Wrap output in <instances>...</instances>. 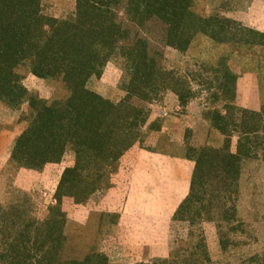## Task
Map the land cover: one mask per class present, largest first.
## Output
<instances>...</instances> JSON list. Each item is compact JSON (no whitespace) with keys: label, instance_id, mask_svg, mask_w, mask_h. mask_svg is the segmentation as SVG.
<instances>
[{"label":"trees","instance_id":"trees-1","mask_svg":"<svg viewBox=\"0 0 264 264\" xmlns=\"http://www.w3.org/2000/svg\"><path fill=\"white\" fill-rule=\"evenodd\" d=\"M197 2L75 0L71 17L56 18L44 13L42 0H0V103L10 109H19L25 101L29 106L27 126L14 139L9 164L15 170L41 171L60 163L67 152L74 155L73 164L60 174L55 204L45 219L31 216L21 202L7 206L0 202V264H112L95 246L82 259L63 258L67 238L62 202L71 198L75 204L86 203L103 189L105 179L111 183L125 173L124 159L140 140L138 129L146 124L148 106L157 96L169 90L180 105H186L195 95L189 81L162 65L164 48L187 54L194 41L205 40L251 50L242 61L253 75L239 97L247 102L253 92L255 98L256 73L264 72V31L217 12L200 13ZM236 51L217 54L215 66L201 65V71L213 73L212 78L199 74L205 91L217 89L212 100L224 102L223 112L216 108L205 117L225 135V142L221 148L204 146L194 157L190 192L172 217L188 223L185 247L192 251L186 255L180 244V260L171 255L151 264L208 260L204 222H215L224 250L227 243L220 229L237 221L235 206L226 202L231 192L237 194L243 161L264 160V103L259 110L236 104V74L229 66V60L240 54ZM114 57L123 64L118 88L124 94L116 103L87 87L91 78L101 79ZM19 65L51 84L59 82L64 91L57 90L47 104L21 84ZM233 135L237 141L231 150Z\"/></svg>","mask_w":264,"mask_h":264},{"label":"rangeland","instance_id":"rangeland-1","mask_svg":"<svg viewBox=\"0 0 264 264\" xmlns=\"http://www.w3.org/2000/svg\"><path fill=\"white\" fill-rule=\"evenodd\" d=\"M42 2L44 13L56 18H68L75 12V0ZM197 8L200 13L217 12L264 31V0H198ZM193 43L194 47L187 54L172 48L161 51L162 65L189 81L195 95L186 105H180L177 96L169 90L157 96L148 106L146 124L138 129L142 142L138 141L129 149L131 152L128 151L124 159L127 163L125 173L117 178L120 181L112 179L110 183L105 179L103 189L83 204H75L71 198L63 199L67 238L64 259H82L95 246L112 264H151L155 259H168L171 255L174 260H180L188 238V223L177 222L172 217L190 192L194 157L204 146L221 148L225 142V135L205 117L206 112L216 108L223 112L224 102L221 98L212 100L216 88L208 92L198 82L199 74L202 78L213 77L212 72L201 71V65L215 66L217 54L237 50L235 54L240 53L237 58L229 60L236 74V104L245 103V107L259 110L264 103L262 71L260 76L256 73L259 83H256L255 98L253 92L249 93L247 102L239 97L243 93L242 86L249 81L247 78L253 75L247 72L250 68L242 61H246L251 50L241 49L232 42L217 46L205 40ZM16 72L26 90L47 104L57 90L62 89L59 82L51 84L34 76L26 65H19ZM122 73V59L114 57L106 64L101 79L91 78L87 87L116 103L124 94L118 88ZM199 85L202 89L198 93ZM250 87L249 84V91ZM28 107L27 101L19 109L0 103V202L5 206L21 202V206L31 211V216L43 220L49 207L55 204L53 194L60 174L65 166L73 164L74 155L67 152L60 163L48 165L41 171L15 170L10 166L9 153L14 139L27 126ZM236 141L237 135H233L231 150L235 149ZM131 166L132 171L128 173ZM242 169L237 194L231 192V200L226 202L235 206L237 221L223 224L220 229L227 247L221 248L215 222H204L208 260L202 264H264V160L245 159ZM180 244L182 248L178 247ZM184 249L186 255L192 251L188 247Z\"/></svg>","mask_w":264,"mask_h":264},{"label":"crops","instance_id":"crops-1","mask_svg":"<svg viewBox=\"0 0 264 264\" xmlns=\"http://www.w3.org/2000/svg\"><path fill=\"white\" fill-rule=\"evenodd\" d=\"M3 150V149H2ZM137 170V169H136ZM137 174V173H136ZM136 180H138V178H135ZM138 182V181H137Z\"/></svg>","mask_w":264,"mask_h":264}]
</instances>
